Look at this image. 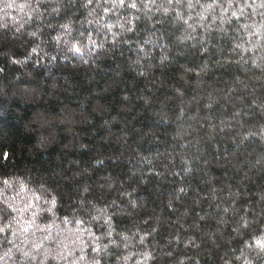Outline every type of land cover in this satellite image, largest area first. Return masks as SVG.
Returning <instances> with one entry per match:
<instances>
[{"label": "trees", "instance_id": "1", "mask_svg": "<svg viewBox=\"0 0 264 264\" xmlns=\"http://www.w3.org/2000/svg\"><path fill=\"white\" fill-rule=\"evenodd\" d=\"M20 189L42 200L20 226L56 229L29 251L0 231V264H264V0H2Z\"/></svg>", "mask_w": 264, "mask_h": 264}, {"label": "rangeland", "instance_id": "2", "mask_svg": "<svg viewBox=\"0 0 264 264\" xmlns=\"http://www.w3.org/2000/svg\"><path fill=\"white\" fill-rule=\"evenodd\" d=\"M2 0H0L1 2ZM12 183H7L6 187H10ZM12 186V185H11ZM25 195L24 194V190L23 189H20V190H17V193H13L10 195V198H8V196H4L3 193H0V202H3L4 205L11 209V208H14L15 211L14 213L10 215L9 217V220H7L3 227H2V230H5V231H8V230H11V237L8 238L7 242H8V246H9V249L11 250H26L28 249V240L30 239V237H33V236H38L39 234H44V237L42 238V241L45 242V240L49 237H53L54 236V230L56 229L54 226L52 227H47V226H44V227H41V228H36L34 226L31 227L29 224L26 223V226H20V220H19V216L22 212L24 213H31L35 216V214L40 210V205L42 204V200L41 199H38V198H35V197H32V201H30V204L27 205V206H24L22 203H23V200L25 198ZM5 197V198H4ZM30 198V197H29ZM31 200V199H29ZM93 219H98L100 217L98 216H91ZM18 226V227H17ZM80 226V225H79ZM28 228V229H27ZM25 229L27 230H31V234L30 235H27L25 237V235L27 234V232L25 231ZM67 229H63L61 231L60 230H57V231H61L64 233H67ZM80 230V228H78ZM66 230V231H65ZM78 230V232H79ZM69 231V229H68ZM80 232L74 236H76V239L73 241V242H68V241H58V244H61L62 245H71L73 247V245H76L77 243L82 245L81 247L86 249L87 247V244H88V236L86 235V233H81L80 235ZM61 236V235H59ZM29 237V239H28ZM79 240V241H78ZM29 250H34V248H29L27 251ZM25 256V252H24V255ZM8 258H9V255H8Z\"/></svg>", "mask_w": 264, "mask_h": 264}, {"label": "snow or ice", "instance_id": "3", "mask_svg": "<svg viewBox=\"0 0 264 264\" xmlns=\"http://www.w3.org/2000/svg\"><path fill=\"white\" fill-rule=\"evenodd\" d=\"M124 2V0H120V3H123ZM133 6H135V5H133ZM77 51H79V49H77ZM27 229H25V231H26ZM0 231H2V229H0ZM259 243V242H258Z\"/></svg>", "mask_w": 264, "mask_h": 264}]
</instances>
